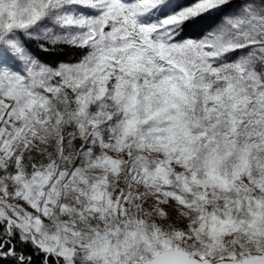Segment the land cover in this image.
I'll return each instance as SVG.
<instances>
[{"label": "snow or ice", "instance_id": "obj_1", "mask_svg": "<svg viewBox=\"0 0 264 264\" xmlns=\"http://www.w3.org/2000/svg\"><path fill=\"white\" fill-rule=\"evenodd\" d=\"M0 264H264V0H0Z\"/></svg>", "mask_w": 264, "mask_h": 264}]
</instances>
